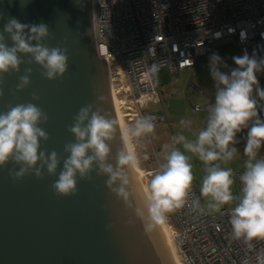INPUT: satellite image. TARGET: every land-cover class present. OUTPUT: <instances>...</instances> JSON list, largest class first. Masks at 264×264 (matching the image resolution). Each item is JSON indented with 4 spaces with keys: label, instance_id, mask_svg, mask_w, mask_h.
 I'll use <instances>...</instances> for the list:
<instances>
[{
    "label": "clouds",
    "instance_id": "clouds-1",
    "mask_svg": "<svg viewBox=\"0 0 264 264\" xmlns=\"http://www.w3.org/2000/svg\"><path fill=\"white\" fill-rule=\"evenodd\" d=\"M21 8L30 0H19ZM78 6L82 0H76ZM0 20L3 17L0 16ZM246 34L242 33V39ZM46 23H23L11 16L0 31V84L7 74L19 73L27 56L29 65L35 63L42 69L41 75L54 81L62 78L69 68L68 49L49 47L48 39H54ZM11 40V46L8 44ZM237 67L225 72L227 67L218 54L209 60V71L215 85V102L209 108L206 127L199 130L191 141L185 135L173 137L170 145H165L164 162L152 175L145 192V209L149 227L164 225L168 215L188 204L193 182L192 164L185 152L194 154L205 165L206 175L202 178L200 194L206 200L209 211L219 212L224 205L230 208V225L236 240H243L248 249L253 241L264 240V157L259 150L264 146V119L259 115L257 104L264 101V87L260 86L257 73L264 72V57L255 53L232 58ZM32 68L24 69L18 76L13 95L31 85ZM4 91L0 87V97ZM258 98V99H257ZM32 99L40 97L34 92ZM103 100L102 96L98 97ZM48 115L36 104L19 103L9 105L0 112V167L9 163L13 168L10 176L14 181L34 175L44 179L47 175L58 178L51 185L57 197L77 194L78 179L91 180V173L106 176V186L118 198L127 202L129 197V174L141 167V157L133 145L155 130V117L142 116L123 130L121 147L117 150L114 163L109 141L116 130L118 120L110 118L95 105L82 107L73 117L68 132L75 142L64 145L65 156L55 150L50 153L41 150V141L50 139L40 127L48 122ZM181 125L190 126V120H181ZM247 129L244 144L245 170L239 176L242 185L239 195H234L231 169L222 167L217 161H231L238 148L237 134ZM177 145H182V151ZM145 155L143 159H147ZM63 163L62 169L60 168ZM191 207L199 210L200 200L191 202ZM139 211V209L137 210ZM256 264H264V251L256 254Z\"/></svg>",
    "mask_w": 264,
    "mask_h": 264
},
{
    "label": "water",
    "instance_id": "water-1",
    "mask_svg": "<svg viewBox=\"0 0 264 264\" xmlns=\"http://www.w3.org/2000/svg\"><path fill=\"white\" fill-rule=\"evenodd\" d=\"M0 31L11 16L23 23H46L55 37L45 44L66 47L69 68L54 81L41 75V67L29 65L19 73L7 74L0 87V112L9 105L34 103L49 119L41 124L49 135L41 150L65 156L64 145L75 142L68 132L73 117L89 104L104 114L105 64L97 56L92 32L91 0H30L21 8L19 0H0ZM11 40H8L11 46ZM32 68L31 85L13 95L18 76ZM106 86V85H105ZM40 99L35 101L32 94ZM63 163L60 168L62 169ZM18 166L0 167V264H147L136 233L128 225L114 222L115 202L106 186V176L91 173V180L78 179V192L57 197L51 185L58 178L34 175L14 181L10 171ZM151 264H157L150 252Z\"/></svg>",
    "mask_w": 264,
    "mask_h": 264
},
{
    "label": "built area",
    "instance_id": "built-area-1",
    "mask_svg": "<svg viewBox=\"0 0 264 264\" xmlns=\"http://www.w3.org/2000/svg\"><path fill=\"white\" fill-rule=\"evenodd\" d=\"M91 21L97 56L109 64L129 122L151 116L158 127L167 121L165 114L148 111L158 100L155 74L162 67L172 73L195 68L223 41L236 43L240 56L264 57V0H91ZM195 199L203 210L191 207ZM173 213L172 236L184 264H256V254L264 251V240L253 241L252 249L236 240L230 207L210 213L195 186L188 204Z\"/></svg>",
    "mask_w": 264,
    "mask_h": 264
},
{
    "label": "rangeland",
    "instance_id": "rangeland-1",
    "mask_svg": "<svg viewBox=\"0 0 264 264\" xmlns=\"http://www.w3.org/2000/svg\"><path fill=\"white\" fill-rule=\"evenodd\" d=\"M214 53L225 59L223 63L226 64L227 67L222 68L223 71L227 72L230 69L237 67L232 59L235 56H240L236 43L232 41H223L212 47L209 53L202 59L200 65L195 68L172 73L167 67H162L156 72L155 81L159 90L158 100L157 102L150 104L148 111L165 114L167 116V121L163 122L158 127H155V130L152 134L141 138L139 144L133 145L134 150L141 157V167L139 171H142L146 186H148L152 175L159 169V165L164 162V146L170 145L172 143L174 134L178 133L179 128L176 121H174V113L180 111L183 114H187L192 110V104L199 102L200 95L198 94V90L195 86L200 87L207 93L216 91L214 81L209 71V58ZM262 74L264 76V72H261V75ZM104 75L106 81V74ZM191 82L193 84H191ZM105 85L103 92L104 102L106 101L105 105H107L105 106V110L106 112H111L113 114V118L118 120L116 118L115 111H120L121 115L123 116L122 111L119 107L117 99V103L115 105L116 109H114V106L112 103H110V94L107 91V86ZM262 87H264V84ZM107 101L109 102L107 103ZM260 108L264 110V106H260ZM260 117L264 119V115H261ZM123 119V126L125 127H123V130L135 121L129 122L125 119V117H123ZM185 119L190 120V116L185 117ZM182 133H184L186 137L191 135L186 129L183 130ZM235 147L238 148V152L231 161L227 163L223 161H217L215 163H220L222 167L232 170L234 180L232 192L234 195H239L241 192V185L238 180L237 173L242 171V169H245V161L247 157H245L243 152L244 147L239 146L238 144H236ZM180 148L182 151H184L182 146ZM185 154L190 157V163L192 164V185L195 186L200 192L202 178L204 175H206L205 165L194 154L188 152H185ZM145 155L148 157L147 159H143ZM259 157H264V146H262L259 150ZM202 199L206 206L205 198L202 197ZM233 206L234 204L224 205L221 209L228 207L231 208ZM209 212L212 214L216 213L215 211ZM171 226H176L174 213L168 215L167 222L164 225L158 226V233L160 232L159 234L164 238L163 241H165V249L169 251L168 256L170 261L173 263L175 262L174 264H184L180 257L178 244L172 236ZM145 258L147 264H151L149 256L145 255Z\"/></svg>",
    "mask_w": 264,
    "mask_h": 264
},
{
    "label": "bare ground",
    "instance_id": "bare-ground-1",
    "mask_svg": "<svg viewBox=\"0 0 264 264\" xmlns=\"http://www.w3.org/2000/svg\"><path fill=\"white\" fill-rule=\"evenodd\" d=\"M103 60V59H101ZM106 74V86L107 91L110 94V103L116 109V95L112 87L109 64L104 61ZM105 76V75H104ZM105 79V77H104ZM104 97V96H103ZM109 97V96H108ZM104 99V98H103ZM109 101H107L108 103ZM106 104V101H105ZM107 106V105H105ZM109 110V109H108ZM115 111V110H114ZM116 112V118L118 124L116 130L113 133L112 139L109 141L110 147L112 148L113 159L110 161L114 163V157L117 150L121 147V133H123L124 119L120 111ZM110 118H113V114L109 111L106 112ZM114 119V118H113ZM125 128V127H124ZM119 132H118V131ZM120 133V134H119ZM129 197L127 202L124 199L118 198L112 193V200L115 202V219L114 222L120 225H128L133 233H136L140 242L143 253L149 256L150 252L153 254L157 261V264H174L169 259V251L165 249V241L163 236L158 233V226L149 227V221L145 209V192L147 188L142 171H133L129 174ZM139 209V211H137ZM166 252V253H165ZM151 262V260H150Z\"/></svg>",
    "mask_w": 264,
    "mask_h": 264
},
{
    "label": "crops",
    "instance_id": "crops-1",
    "mask_svg": "<svg viewBox=\"0 0 264 264\" xmlns=\"http://www.w3.org/2000/svg\"><path fill=\"white\" fill-rule=\"evenodd\" d=\"M222 61L224 62L225 59L222 58ZM257 77H258L260 86L262 87L264 84V76H263V74L261 75V72H258ZM191 84H193V83L191 82ZM195 87L197 88L198 94L200 95L199 102L192 104V110L189 111V113H187V114H183L180 111H177L176 113H174V121H176L178 128H179L178 133L174 134V136L181 134L182 131L186 129L191 134V135H189V137H186V138L191 140V141H194L196 139V134L199 132V130L206 127L207 117L209 115V109L201 107L199 110H194V106H196V105L203 106L209 102H212V103L215 102V92L207 93L206 91H204L200 87H198V86H195ZM190 101H191V99H190ZM260 106H264V101H260L257 104V109L259 111V115L261 116V115H264V110L262 108H260ZM187 116H190L191 125L190 126L181 125L180 121L186 120L185 117H187ZM186 127H188V128H186ZM246 133H247V129H244L243 131H241L240 133L237 134V140H238L237 144L239 146L244 147V144L246 141ZM182 134L184 135V133H182ZM181 146L182 145H177V147H179V148ZM242 170H245V169H242Z\"/></svg>",
    "mask_w": 264,
    "mask_h": 264
}]
</instances>
